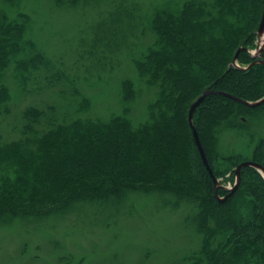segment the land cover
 <instances>
[{"label": "trees", "instance_id": "obj_1", "mask_svg": "<svg viewBox=\"0 0 264 264\" xmlns=\"http://www.w3.org/2000/svg\"><path fill=\"white\" fill-rule=\"evenodd\" d=\"M54 1L77 5L81 0ZM263 13L264 0H187L177 10L158 13L155 44L135 59L140 76L158 88V95L146 121L137 125L130 106L108 120L77 115L92 110L79 90L68 102L76 108L74 115L62 113L69 108L44 106L45 97L29 104L19 116L21 130L14 129V134L21 131L20 138L4 139L0 130V215L44 216L81 201L157 189L195 211L190 223L203 241L182 264H251L250 243L261 248L258 264H264V177L251 166L242 168L241 185L253 198L245 211L231 197L219 200L188 120L195 100L212 90L193 122L214 176L219 137L228 129L249 135L252 145L256 137L246 116L264 113V103L250 107L231 96L264 97V48L260 59L248 52ZM29 23L24 13L16 18L0 13V118L11 108L10 72L25 92L34 73L43 69L51 71L52 87L64 78L26 39ZM123 85V104L130 105L137 95L134 81L126 79ZM256 153L254 161L264 166V139Z\"/></svg>", "mask_w": 264, "mask_h": 264}, {"label": "rangeland", "instance_id": "obj_2", "mask_svg": "<svg viewBox=\"0 0 264 264\" xmlns=\"http://www.w3.org/2000/svg\"><path fill=\"white\" fill-rule=\"evenodd\" d=\"M186 1L81 0L72 5L54 0H19L13 5L0 0V13L6 11L13 18L24 13L29 17L26 39L32 40L54 65L52 72L58 71L64 77L52 87L51 71L43 69L34 73L25 92L16 74L10 72L11 108L0 118L4 139L22 136L21 131L14 134V129L20 126L21 130L19 116L29 104L45 97L46 101H40L44 106L69 108L76 90L90 99L92 109L77 115L108 120L122 115L130 106L129 115L136 125L146 121L148 106L158 95V88L146 84L135 59L145 56L155 44L153 23L157 14L177 10ZM263 48L264 35L256 31L248 52L260 59ZM234 64L241 66L236 59ZM126 79L134 81L137 91L130 105L123 104L122 98ZM75 109L70 107L62 113L74 115ZM246 118L256 137L252 145L249 135L228 129L219 137L221 157L213 161L218 172L214 176L215 196L219 200L231 197L230 201L235 200L244 211L253 198L241 185V172L233 191L237 166L254 161L260 140L264 139V113L257 111ZM192 208L173 194L156 189L81 201L44 216L0 215V264H182L203 241L190 223L195 212ZM247 245L248 262L258 264L261 248L257 243Z\"/></svg>", "mask_w": 264, "mask_h": 264}, {"label": "water", "instance_id": "obj_3", "mask_svg": "<svg viewBox=\"0 0 264 264\" xmlns=\"http://www.w3.org/2000/svg\"><path fill=\"white\" fill-rule=\"evenodd\" d=\"M259 34L260 35H264V13H263V16H262V20H261V23H260V27H259V30H258ZM243 48H241L240 50H242ZM237 58V57H236ZM213 93L212 90H206L191 106L190 108V111H189V123L193 129V132H194V137H195V141H196V144H197V147L199 149V152L201 154V157H202V160H203V163L204 165L206 166L207 170L209 171V173L211 174V176L213 177V180L214 182H216V178L214 177L213 175V172H212V169H211V166H210V163L208 161V158H207V155H206V152L202 146V143H201V140H200V137H199V134L197 132V130L195 129V126H194V122H193V117H194V112L196 110V108L203 102V100L206 98L207 95ZM229 95V94H228ZM231 96V95H229ZM233 97L236 101H239V102H242L244 103L245 105L247 106H250V107H256V106H259L261 104L264 103V97L256 100V101H249V100H245V99H241L239 97H234V96H231ZM245 166H251L255 169H257L260 173H262V175L264 176V166L257 163V162H254V161H245V162H242L241 164H239L237 166V174H238V180H237V184L235 186V188L233 189V191L236 190L237 188V185L239 184L240 182V172H241V169ZM226 199V198H224Z\"/></svg>", "mask_w": 264, "mask_h": 264}, {"label": "bare ground", "instance_id": "obj_4", "mask_svg": "<svg viewBox=\"0 0 264 264\" xmlns=\"http://www.w3.org/2000/svg\"><path fill=\"white\" fill-rule=\"evenodd\" d=\"M261 38V37H260ZM260 42H262V39L260 40Z\"/></svg>", "mask_w": 264, "mask_h": 264}]
</instances>
